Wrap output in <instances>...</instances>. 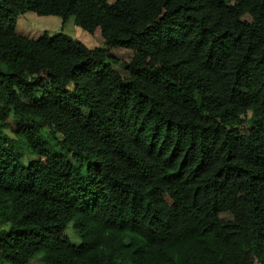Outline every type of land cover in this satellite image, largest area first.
I'll return each instance as SVG.
<instances>
[{
  "label": "trees",
  "instance_id": "16d2710c",
  "mask_svg": "<svg viewBox=\"0 0 264 264\" xmlns=\"http://www.w3.org/2000/svg\"><path fill=\"white\" fill-rule=\"evenodd\" d=\"M36 254L264 264V0H0V264Z\"/></svg>",
  "mask_w": 264,
  "mask_h": 264
},
{
  "label": "rangeland",
  "instance_id": "374dc122",
  "mask_svg": "<svg viewBox=\"0 0 264 264\" xmlns=\"http://www.w3.org/2000/svg\"><path fill=\"white\" fill-rule=\"evenodd\" d=\"M16 29L18 32L35 36L46 30L50 33L62 30L88 46L98 45L101 39L98 36L93 35L88 30L73 21L72 17L67 20L62 21L60 15L56 13H36L31 9H25L17 16ZM68 233L73 241H78L76 235V230L68 225ZM25 264H49L47 261L43 260L39 254L34 255Z\"/></svg>",
  "mask_w": 264,
  "mask_h": 264
}]
</instances>
